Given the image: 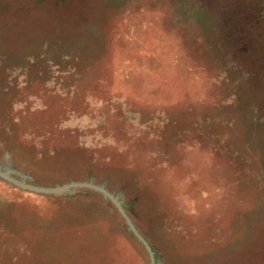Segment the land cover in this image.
Returning a JSON list of instances; mask_svg holds the SVG:
<instances>
[{"label": "rangeland", "instance_id": "rangeland-1", "mask_svg": "<svg viewBox=\"0 0 264 264\" xmlns=\"http://www.w3.org/2000/svg\"><path fill=\"white\" fill-rule=\"evenodd\" d=\"M0 264H264V0H0Z\"/></svg>", "mask_w": 264, "mask_h": 264}]
</instances>
